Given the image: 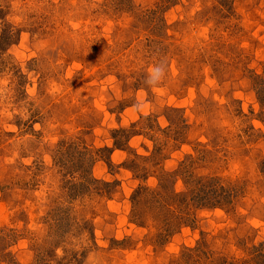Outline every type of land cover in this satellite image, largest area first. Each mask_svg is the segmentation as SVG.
<instances>
[{
	"label": "rangeland",
	"instance_id": "rangeland-1",
	"mask_svg": "<svg viewBox=\"0 0 264 264\" xmlns=\"http://www.w3.org/2000/svg\"><path fill=\"white\" fill-rule=\"evenodd\" d=\"M263 70L264 0H0V264H260ZM162 173L232 203L133 198Z\"/></svg>",
	"mask_w": 264,
	"mask_h": 264
},
{
	"label": "trees",
	"instance_id": "trees-1",
	"mask_svg": "<svg viewBox=\"0 0 264 264\" xmlns=\"http://www.w3.org/2000/svg\"><path fill=\"white\" fill-rule=\"evenodd\" d=\"M261 82H262L261 89L259 88L258 90L259 99L260 101L264 102V72L261 78ZM120 131L124 135H127L129 133L127 130H120ZM85 146L86 145H84V142H82L81 139L75 138L74 141L67 144V149L70 148L68 159H65L64 157V155L67 154V151H66L67 149L63 148L62 145L59 146L56 152V155L58 156V158L60 157V159H58V163L60 164L62 168H64L66 171H75L78 173H83V175L78 179L79 181H74V180L70 181L71 186L73 188H76L77 190H80V189L90 190L92 185H97L102 182V181L95 179L92 175V172L91 173L83 172L86 170L88 166L90 167V164H92L90 163V160L88 159V155L90 154L91 151L89 150L88 147H85ZM83 149H85L87 153L82 152ZM102 150H99L98 152L102 151V152H109L110 154H112L115 150H124V149H123V146L119 142H115L113 148L105 147ZM107 159L108 158H106V161L111 167L113 163L111 160L109 159L107 160ZM136 159L141 160L142 158L138 157ZM127 169L134 171L136 169V166H134V168L128 166ZM79 171H82V172H79ZM175 174L176 173L174 174L165 173L163 175L162 173L159 176H154L158 181L157 188H154L153 190L151 189L146 190L145 188H139L138 190H136L135 194L133 195V198L140 199L138 196H142L143 194L146 195V193L148 194L149 198L158 197L159 202L157 204L156 203H153V204H156L158 207L162 205L163 210H165V206L168 205L166 203V200L171 199V198L173 200L174 199L179 200L181 203L184 202V205H187L188 207L190 206V202L194 201V199L199 200L200 203H206L212 207H219V206L224 205L225 203L227 204L232 203V202H225L227 201V199L224 196L218 197V194H217V198H210L209 194L211 193V191H212V194H215L217 193V191H219L217 187L218 186L217 182L214 180H210V179L197 180V179L191 178L194 181L193 183L192 180L189 178V180H186V187H188V191L185 192V194L175 192L174 185H173V182L176 180V175H177ZM102 185L105 187V189H107L106 190L107 193H108V190L112 186H114L113 183H108V182H102ZM182 196H184L183 199H182ZM163 210H160V213H161L160 217L162 220L163 218H165V214ZM165 221L166 220H164V222ZM165 225H167V222L165 223ZM163 231H165L166 233L168 232L167 229L166 230L163 229ZM256 259H258V261L261 260L260 264L262 263L264 264V244H261L260 247L257 248ZM60 263L66 264L65 262H62V261ZM257 264H259V262Z\"/></svg>",
	"mask_w": 264,
	"mask_h": 264
},
{
	"label": "clouds",
	"instance_id": "clouds-1",
	"mask_svg": "<svg viewBox=\"0 0 264 264\" xmlns=\"http://www.w3.org/2000/svg\"><path fill=\"white\" fill-rule=\"evenodd\" d=\"M164 76V69L160 66H153L149 70L148 83L150 85L158 84Z\"/></svg>",
	"mask_w": 264,
	"mask_h": 264
}]
</instances>
